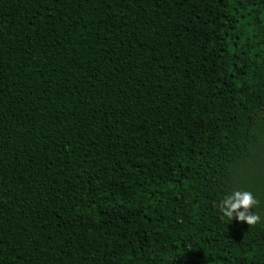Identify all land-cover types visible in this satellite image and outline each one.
Instances as JSON below:
<instances>
[{"label": "trees", "instance_id": "16d2710c", "mask_svg": "<svg viewBox=\"0 0 264 264\" xmlns=\"http://www.w3.org/2000/svg\"><path fill=\"white\" fill-rule=\"evenodd\" d=\"M0 264H264V0H0Z\"/></svg>", "mask_w": 264, "mask_h": 264}, {"label": "clouds", "instance_id": "9594fccd", "mask_svg": "<svg viewBox=\"0 0 264 264\" xmlns=\"http://www.w3.org/2000/svg\"><path fill=\"white\" fill-rule=\"evenodd\" d=\"M258 203L259 201L251 192L237 190L225 196L219 202L218 210L229 221L236 219L239 222L247 223L251 227L261 220V217L252 211Z\"/></svg>", "mask_w": 264, "mask_h": 264}]
</instances>
